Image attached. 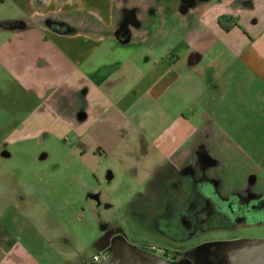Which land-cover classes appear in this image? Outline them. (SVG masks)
I'll use <instances>...</instances> for the list:
<instances>
[{"label":"crops","instance_id":"1","mask_svg":"<svg viewBox=\"0 0 264 264\" xmlns=\"http://www.w3.org/2000/svg\"><path fill=\"white\" fill-rule=\"evenodd\" d=\"M0 68V97L38 104L24 132L71 136L97 182L124 176L152 202L195 155L223 154L216 120L264 98V0H0ZM9 216L0 264H42Z\"/></svg>","mask_w":264,"mask_h":264},{"label":"rangeland","instance_id":"2","mask_svg":"<svg viewBox=\"0 0 264 264\" xmlns=\"http://www.w3.org/2000/svg\"><path fill=\"white\" fill-rule=\"evenodd\" d=\"M9 82L13 83L0 68L1 93H7L3 84ZM13 92L9 99L0 97V210H7L10 215L8 222L4 218L1 222L8 223L17 243L29 249L33 259L42 264H80L91 260L97 254L93 245L99 237L101 221L123 226L129 240L142 246L170 252L192 248L193 259L185 264H207L206 251L212 243L235 237L264 238V226L238 225L233 212L237 204L245 201H251L252 207L258 192L264 195V98L259 92L255 93V110L251 105L238 108L239 103L234 104L233 118L225 113L223 105L224 117L212 126L216 131L222 128L231 137L219 139L223 154L217 156L220 162H215L207 172L205 181L201 182L197 172L191 180L205 194V201L196 204L197 195L182 191L192 195L190 203L183 207L184 216L173 219L170 213L171 218L152 225L154 229L157 225L160 230L170 231L163 234L161 231L150 234L155 231L149 228L151 220L143 221L133 214L139 202L135 194L146 190V186L137 187L124 176L109 185L101 179L97 182L80 164L71 136L61 142L55 132L36 136L24 132V124L28 127L29 121L34 123L33 111L39 107L17 88ZM42 122V125L50 123ZM3 152L9 156L3 157ZM195 158L192 167L202 158L209 159L201 154ZM108 165L104 158L99 161L103 175ZM94 191L101 193L99 205L86 199L87 193ZM231 191L240 194H235L231 202H224ZM108 203L110 208H105ZM158 210L156 207L154 214ZM126 224L134 230L129 231ZM179 224L185 226L184 230H180Z\"/></svg>","mask_w":264,"mask_h":264},{"label":"flooded vegetation","instance_id":"3","mask_svg":"<svg viewBox=\"0 0 264 264\" xmlns=\"http://www.w3.org/2000/svg\"><path fill=\"white\" fill-rule=\"evenodd\" d=\"M205 149V148H204ZM206 150V149H205ZM203 156H208L209 159H200L198 163L192 164L193 167L191 166V163L187 164L188 166L183 167L182 169L178 171H174L172 174L174 176L173 179L169 180L166 186V195L162 197V199H156L155 201H143V202H137L135 205V210L136 212H133L137 218L143 220V221H148L151 220L149 223V228L151 226V229H154L152 225H154L155 221L159 220H164L163 218L166 219V217H170V213L173 214V219L176 218H182L185 214V209L183 207H186V204H189L190 201L192 200V195H186L182 191H188L193 192V194L197 195V203H200V200H204L205 194L201 193L197 187H195L194 184H192L191 180L195 178V172L198 173L201 182L205 181V177L207 176V172L211 171L215 162L218 163L220 162L219 158L217 157L219 154H217L214 158L212 155H209L206 153H200ZM243 187V186H242ZM244 188V187H243ZM186 189V190H184ZM243 190V189H242ZM232 192V191H231ZM229 194L225 195V200L224 202L229 203V201L234 198L235 196L239 195L240 193L237 192L235 193L234 191ZM245 193V192H244ZM244 193L243 194L244 196ZM237 194V195H235ZM229 195V196H228ZM258 197H255V204L253 203V206L250 207L251 201H245L244 204L238 205L237 208L233 212H235V222L238 225L241 226H255V227H263L264 226V200H261L262 197H264L261 192H258ZM191 197V200L189 198ZM207 197V196H206ZM220 197V196H219ZM89 200H92L94 203H97L99 205L100 200V195L99 197L95 198H87ZM218 199V198H217ZM218 201V200H217ZM231 202V201H230ZM143 203V204H142ZM146 204V205H145ZM106 207V204L104 205ZM156 207L160 210H158L157 214H154V210ZM110 208V207H109ZM146 209L151 211H141L142 209ZM141 209V210H140ZM161 215H163L161 219ZM149 222V221H148ZM128 225V224H126ZM180 226L182 224H179ZM129 227L126 226V228L129 231H133L134 228H131L130 225ZM184 225L180 227V230H184ZM174 228V227H171ZM155 231H153L150 234H155L158 231H161V234L164 232H170L169 230L165 229L160 230V227L156 225ZM173 230V229H172ZM177 229H174V233H176ZM98 231H99V237L97 241L94 242L93 249L94 251L97 252V254H102L104 255L105 259L108 258L114 248H118L121 244L127 243L135 248H139L140 250L158 257L162 260L171 262V263H180V264H185L187 260L192 261V248L188 250H180V251H166L164 249H159L156 250L153 247H146L142 246L140 243H134L131 242L127 236L126 230L123 226L118 225L116 223H112L110 221H101L98 226ZM160 233V232H158ZM165 233V234H167ZM182 233V232H180ZM183 234V233H182ZM147 236H151L149 234H146ZM249 239H258V240H264V238H245V237H235L231 239H225L223 240L224 242L232 241V240H249ZM198 247V246H196ZM82 263V262H81ZM80 263V264H81ZM98 262H93L92 257L91 260H85L83 264H94Z\"/></svg>","mask_w":264,"mask_h":264},{"label":"water","instance_id":"4","mask_svg":"<svg viewBox=\"0 0 264 264\" xmlns=\"http://www.w3.org/2000/svg\"><path fill=\"white\" fill-rule=\"evenodd\" d=\"M3 157L9 155L2 153ZM110 179V178H108ZM95 198L96 195H90ZM207 264H264V240H235L208 245ZM94 264H177L162 260L127 243L114 248L104 261Z\"/></svg>","mask_w":264,"mask_h":264},{"label":"built area","instance_id":"5","mask_svg":"<svg viewBox=\"0 0 264 264\" xmlns=\"http://www.w3.org/2000/svg\"><path fill=\"white\" fill-rule=\"evenodd\" d=\"M105 260V257H104V255H102V254H96V255H94L93 257H92V261L93 262H101V261H104Z\"/></svg>","mask_w":264,"mask_h":264}]
</instances>
